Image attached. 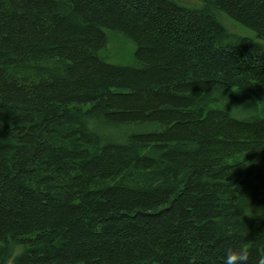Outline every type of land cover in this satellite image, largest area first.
I'll list each match as a JSON object with an SVG mask.
<instances>
[{
  "label": "trees",
  "instance_id": "1",
  "mask_svg": "<svg viewBox=\"0 0 264 264\" xmlns=\"http://www.w3.org/2000/svg\"><path fill=\"white\" fill-rule=\"evenodd\" d=\"M199 1L0 0V264L264 255V0Z\"/></svg>",
  "mask_w": 264,
  "mask_h": 264
},
{
  "label": "rangeland",
  "instance_id": "2",
  "mask_svg": "<svg viewBox=\"0 0 264 264\" xmlns=\"http://www.w3.org/2000/svg\"><path fill=\"white\" fill-rule=\"evenodd\" d=\"M190 6H199L201 1L199 0H179ZM230 27L234 30H240L246 35H254V32L247 29L239 23H234L232 20H228ZM242 27V28H241ZM108 34V44L107 48L103 53L108 57V59L113 63L129 65L134 60V53L136 45L135 43L125 35L112 30L107 31Z\"/></svg>",
  "mask_w": 264,
  "mask_h": 264
},
{
  "label": "clouds",
  "instance_id": "3",
  "mask_svg": "<svg viewBox=\"0 0 264 264\" xmlns=\"http://www.w3.org/2000/svg\"><path fill=\"white\" fill-rule=\"evenodd\" d=\"M250 249L246 244L230 245L227 247L222 264H249ZM255 264H264V255Z\"/></svg>",
  "mask_w": 264,
  "mask_h": 264
}]
</instances>
